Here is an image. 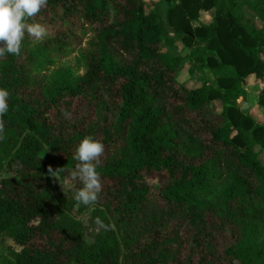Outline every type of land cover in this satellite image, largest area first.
Masks as SVG:
<instances>
[{"label": "trees", "instance_id": "16d2710c", "mask_svg": "<svg viewBox=\"0 0 264 264\" xmlns=\"http://www.w3.org/2000/svg\"><path fill=\"white\" fill-rule=\"evenodd\" d=\"M243 7L264 22V0H48L35 17L47 36L26 34L19 56L0 58V87L10 94L0 241L20 245L1 250L0 264H194L192 256L264 264V121L238 101L246 77L264 73V26ZM211 8V21H200ZM164 20L190 48L185 55L161 51ZM86 37L82 74L54 67ZM186 58L211 73L198 87L178 79ZM214 99L221 121L202 112ZM258 101L264 106V88ZM88 135L105 145L96 169L105 185L85 206L74 199L82 184L61 192L43 152L73 171ZM145 174L165 178L156 189Z\"/></svg>", "mask_w": 264, "mask_h": 264}, {"label": "clouds", "instance_id": "9594fccd", "mask_svg": "<svg viewBox=\"0 0 264 264\" xmlns=\"http://www.w3.org/2000/svg\"><path fill=\"white\" fill-rule=\"evenodd\" d=\"M47 4L48 0H0V58L6 54L19 56L26 34L35 42L47 36L46 27L35 21V17ZM9 95L6 88L0 87V140L4 139L3 117L9 111ZM104 151L103 142L92 135L85 136L76 149L74 158L78 163L71 177L82 184L74 194L78 204L90 206L99 200L103 185L96 169ZM54 172L49 166V173Z\"/></svg>", "mask_w": 264, "mask_h": 264}, {"label": "rangeland", "instance_id": "374dc122", "mask_svg": "<svg viewBox=\"0 0 264 264\" xmlns=\"http://www.w3.org/2000/svg\"><path fill=\"white\" fill-rule=\"evenodd\" d=\"M160 0H145L147 4L151 2H158ZM167 10V2L163 1L159 4V11L162 14L163 18L165 19ZM244 13L246 18L250 21L252 17H254L253 12L250 11L247 7H243ZM214 15V9H201L199 11V20L202 22H210ZM196 24V22H194ZM261 25L264 26V22H261ZM164 24L167 30L165 39L161 45V51L170 55H185L190 51V48L186 46L185 42L182 39V35L176 31L166 20H164ZM88 42V37L83 39V43L81 46L77 48H73L66 53V57L63 58L61 61L57 62L54 67H63V66H70L72 67L76 73L82 74L84 72V64L80 58L81 50L86 49V44ZM49 69H54L50 67ZM46 71V70H45ZM50 72V71H49ZM48 72V73H49ZM47 73V71L45 72ZM211 75L210 72H206L203 70L198 64H196L193 60L186 58L185 63L181 65L178 72V79L181 83H183L188 88L198 87L201 82L208 78ZM203 114L213 122L221 121L222 118V110H221V102L218 99H214L211 101L210 104H206L202 108ZM80 117V106L79 101L76 102V107L73 110V114L71 116V122L74 123ZM259 156L261 161L264 163V151L260 149ZM43 157L46 158L52 165L54 173L52 176L55 178L58 188L61 192L65 193L68 187H72L74 185V180L71 177L72 169H62L57 168L54 159L48 152H43ZM78 163V161H77ZM145 179L151 188H159L160 184L164 180L165 176L161 174H145ZM102 185L104 187L105 183L102 181ZM89 213L83 215V217H87ZM86 239L87 241H91V234H90V225L86 223ZM188 236L186 234H182L181 242L182 246L184 247L187 243ZM36 243H41L40 239H36ZM13 247L15 249H19L20 245L14 242L11 239L6 238L3 242L0 241V251L3 250L5 247ZM188 246H186L187 248ZM187 253V252H186ZM194 264H199L197 261V256H192ZM184 258H181L179 264H184Z\"/></svg>", "mask_w": 264, "mask_h": 264}, {"label": "crops", "instance_id": "0c3cea01", "mask_svg": "<svg viewBox=\"0 0 264 264\" xmlns=\"http://www.w3.org/2000/svg\"><path fill=\"white\" fill-rule=\"evenodd\" d=\"M252 22L261 25L258 19L252 17ZM261 55L264 57V50H261ZM246 90L245 97L238 99L241 109L252 114L258 121H264V106L258 101V93L264 88V73L261 77H257L254 73L249 74L244 82ZM264 151V149H262ZM260 157V156H259Z\"/></svg>", "mask_w": 264, "mask_h": 264}]
</instances>
